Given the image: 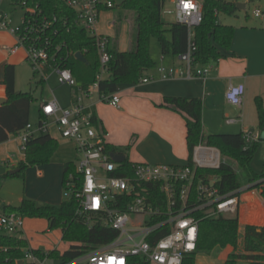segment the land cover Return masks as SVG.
<instances>
[{"label":"trees","instance_id":"16d2710c","mask_svg":"<svg viewBox=\"0 0 264 264\" xmlns=\"http://www.w3.org/2000/svg\"><path fill=\"white\" fill-rule=\"evenodd\" d=\"M166 1H123L115 22L116 37H108V52L111 60L103 68L97 47L98 39L79 26L78 14L67 0H14L23 8H37V19L34 22L38 27L45 21L50 24L44 33H40L41 42H37L39 46L44 47L46 41H49L47 48L50 54V66L72 71L76 80L75 92L80 90L89 95L94 85L98 84L97 91L100 98L116 94L122 85L139 84L147 73L154 69L155 63L151 56L153 37L159 39L164 57L171 55L178 59L179 55L187 52L189 39L187 26L178 22L167 26L162 19V10ZM199 1L203 4V20L195 30L194 54L200 65H216L222 58L219 48L230 49L235 35L233 26L219 22V14H234L237 5L227 0ZM130 11L135 13V30L130 31L129 50L121 52L119 50L121 25ZM167 34L170 38L166 37ZM30 41L32 42L31 39ZM77 53L83 54L84 62L76 58ZM2 84L6 87L8 102L0 107V144L7 142L11 135H20L25 131L30 124L31 106L34 101L32 94L17 92L14 65H6ZM256 106L259 129L264 132V104L261 98L256 99ZM161 107L169 108L184 116L191 157L194 147L205 143L218 148L226 159L218 170H199L197 179L205 174L218 176L217 187L222 196L238 195L240 193H236L237 191L247 187L249 190H260L264 198V172L259 174L252 167L260 142L246 147L243 134L206 135L203 126V102L200 99L166 97ZM89 112H92V123L97 132L104 133L94 110L89 109ZM42 119L41 113L39 123ZM106 146L109 154L124 155L120 149ZM57 150L58 143L50 134L31 138L26 147V159L19 163L14 174L9 172L0 176V183L2 179L8 177L25 178L29 167L49 163ZM229 161L234 162L240 172ZM191 163L190 158L188 164ZM132 164L126 158L122 168L128 170ZM73 171H75V163H69L66 166L64 183L68 174ZM166 207L167 200L163 195V211ZM78 209L79 204L73 198L65 199L60 206L39 205L35 201L24 199L18 207L2 205L1 211L6 214L15 213L24 219L45 218L51 230L61 228L64 239L70 238L72 242L78 244H72L63 254L58 251L49 254L34 250L33 252L40 259L48 257L59 264H71L80 257L111 244L117 237L116 231L101 223L89 227L85 219L77 215ZM195 216L200 219L198 241L195 251L185 256L183 264H196L198 255H210L216 249L229 247L233 248V253L224 264H238L240 260L248 261L250 264H264V226L242 227L238 217L203 218L202 212H196ZM167 230L163 227V236L166 235ZM27 246L28 241L23 237V233L7 236L0 231V264H17L23 261Z\"/></svg>","mask_w":264,"mask_h":264},{"label":"built area","instance_id":"2783aa9c","mask_svg":"<svg viewBox=\"0 0 264 264\" xmlns=\"http://www.w3.org/2000/svg\"><path fill=\"white\" fill-rule=\"evenodd\" d=\"M3 1L0 0V5ZM170 1L176 6L177 22L188 28V50L179 55L180 66L162 65L157 73L164 81L205 79L214 67L200 65L194 54L195 30L203 20V4L199 0ZM67 2L77 12L79 26L98 39V52L104 68L110 62L111 55L108 52V36L99 33L98 23L103 11L115 7L114 2ZM11 3L14 7L23 8L14 0ZM24 9L27 12L23 22L16 29L12 28V17L0 12V31L8 32L16 39L15 46L9 49L11 53L25 50L28 63L35 71L44 74L50 66L47 48L49 41H46L44 47L37 42H41L40 33H44L50 24L45 21L38 27L34 22L37 19V8ZM254 14L258 18L264 16L260 9L255 10ZM51 69L58 73L59 84L76 87L70 69L50 66ZM150 80L145 77L140 83H148ZM97 88L98 84H95L93 89ZM75 93L77 98L71 108H63L56 98L44 102L40 125L34 128L28 124L21 134L24 153L31 138L50 134L52 127L59 130L62 138L75 143L78 158L75 171L68 174L64 183L65 199L73 198L78 202L77 215L83 217L89 227L101 223L117 232L111 244L71 264H183L185 256L196 249L200 225L196 212H202L203 218L239 216L241 195L247 187L237 191L240 193L238 195L222 196L217 187L218 176L205 174L197 179L199 170H218L226 161L218 148L205 143L198 144L193 149L191 165L133 163L126 170L122 168L124 162H114L111 154L106 151L107 134L98 133L92 123V112L84 105V96L91 94L87 95L80 90ZM245 93L244 84H231L226 100L228 104L241 109ZM101 100L116 108L121 106V98L117 93L104 96ZM227 122L234 123L236 119L228 118ZM244 138L246 147L260 141L259 136ZM12 158L9 157V162ZM163 195L167 200L164 211ZM1 208L0 203V231L7 236L23 233L24 218L15 213L6 214ZM163 227L168 229L164 236ZM46 261L59 264L48 257L40 259L31 250L25 251L24 260L17 264H44Z\"/></svg>","mask_w":264,"mask_h":264},{"label":"crops","instance_id":"0c3cea01","mask_svg":"<svg viewBox=\"0 0 264 264\" xmlns=\"http://www.w3.org/2000/svg\"><path fill=\"white\" fill-rule=\"evenodd\" d=\"M257 9L264 12V7ZM110 11H103L101 16ZM101 16L98 23L99 33L115 38L113 13H111L113 22L108 26L101 21ZM234 28L235 35L231 48L228 50L219 48L222 58L218 64L209 65L214 69L205 79L164 81L160 79L157 71H153L146 75L152 79L148 83L119 87L117 92L121 98L119 108L102 101H84L87 108L94 110L102 129L107 134L106 144L111 149H120L132 163L187 165L191 153L187 144L186 120L183 115L161 107L166 97L202 100L203 126L206 135L259 136V142L264 143V132L259 129L256 106L257 98H261L264 104V16L259 17L254 23L241 24ZM15 44L16 39L13 35L0 31V98H7L6 87L2 84L6 65L11 64L16 67L28 63L25 50L20 49L17 53L10 52L9 49ZM129 47L130 27L123 23L119 37V50L126 52ZM166 60L168 64L163 63L165 66L181 65L180 61L173 57L168 59L164 57L163 61ZM231 84H244L246 87L241 109L228 104L226 100ZM44 102L49 101H43L42 104ZM74 103L68 108H71ZM228 118L236 119V122L228 123ZM50 135L58 143V150L49 163L27 169L25 176L27 197L20 200L21 204L26 198L39 205L52 206H60L65 200L64 175L69 163L76 164L78 158L76 145L62 138L56 127L51 128ZM22 144L21 134L11 135L7 142L0 144V161L10 167L11 173L17 171L19 163L26 159ZM9 157H13L12 160L17 158V160L9 162ZM0 203L8 205L1 199ZM238 218L242 227L264 226V198L260 190L247 188L242 193ZM225 250L227 251L223 253ZM232 250L231 247L216 249L213 252L215 255L224 254L221 261L214 257L213 253L202 259L198 255L196 264H224L233 253ZM242 261L244 260L239 262Z\"/></svg>","mask_w":264,"mask_h":264},{"label":"rangeland","instance_id":"374dc122","mask_svg":"<svg viewBox=\"0 0 264 264\" xmlns=\"http://www.w3.org/2000/svg\"><path fill=\"white\" fill-rule=\"evenodd\" d=\"M100 2H107L108 0H99ZM115 8L110 9L112 11L101 16V21L108 26L113 22L111 18V13L114 15V22H116V17L119 14L120 6L124 0H113ZM229 2L245 5V9H238L234 14L220 13L219 22L223 25L238 27L241 24L254 23L258 21L254 12L258 7H264V0H227ZM263 6V7H262ZM176 6L167 0L164 8L162 10V19L167 26L177 23L176 19ZM0 12L3 14H9L12 17V28H18L24 19V15L27 9L21 7H14L11 0H4L0 5ZM135 13L128 12L127 18L124 20L130 27V31L135 30ZM170 38V35H166ZM2 50V46H1ZM151 56L155 63L154 69L150 72L157 71L162 65L168 64V61H163L164 55L161 51L160 41L157 37H153L151 40ZM171 57V55L166 56ZM164 63V64H163ZM105 76V73L103 74ZM44 80L42 81V79ZM16 90L19 93H29L34 97V101L31 106L30 112V124L37 128L40 124L41 116V105L43 101H51L54 98L57 99L59 104L63 108H68L72 103L76 101L77 95L75 93V88L70 85H61L58 82V73L54 70H48L46 73L35 71L29 63L16 66ZM80 94V93H79ZM82 96V95H80ZM86 96V95H85ZM84 101L96 100L102 101L98 91L93 89L90 96L85 97ZM103 102V101H102ZM110 105L107 102H103ZM86 104V103H85ZM17 160V158L13 159ZM12 160V161H13ZM8 161V160H7ZM14 162V161H13ZM233 164L235 169L240 172L239 167L234 164V162L229 161ZM253 169L261 174L264 172V143L261 142L259 148L256 151L252 162ZM12 170L5 163L0 161V176L8 174ZM26 176V174H25ZM26 196V181L25 178L18 177H8L1 180L0 183V199L6 204L18 207L21 205L20 200ZM27 197V196H26ZM28 199V198H26ZM23 236L28 241L27 250L41 252L43 254H49L54 251H58L61 254L68 251L72 244H78L71 241L70 238H63V230L61 228H56L51 230L48 221L45 218H25L23 223ZM231 250V249H229ZM220 251V250H218ZM225 250L223 253H225ZM233 251V250H232ZM231 251V252H232ZM214 257L223 259L224 254L221 253L215 255ZM200 259L206 258L207 255H200ZM199 259V258H198ZM200 261V260H199ZM44 264H52L51 261H46ZM238 264H249L248 261H242Z\"/></svg>","mask_w":264,"mask_h":264},{"label":"water","instance_id":"95a60500","mask_svg":"<svg viewBox=\"0 0 264 264\" xmlns=\"http://www.w3.org/2000/svg\"><path fill=\"white\" fill-rule=\"evenodd\" d=\"M245 7H246L245 5H241V4H238L237 6L238 9H245ZM76 58L81 62L85 61V58L82 53H77ZM7 102H8L7 98H0V107L5 105ZM111 157L113 161L116 163H123L126 160V157L124 155L117 154V153H111ZM15 172L16 171L12 172V174H14ZM19 264H23V262H20Z\"/></svg>","mask_w":264,"mask_h":264}]
</instances>
